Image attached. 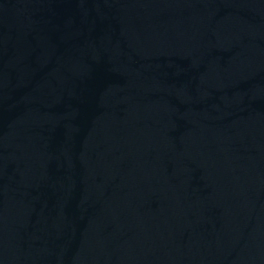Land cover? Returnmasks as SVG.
<instances>
[{
	"label": "water",
	"instance_id": "95a60500",
	"mask_svg": "<svg viewBox=\"0 0 264 264\" xmlns=\"http://www.w3.org/2000/svg\"><path fill=\"white\" fill-rule=\"evenodd\" d=\"M0 264H264V0H0Z\"/></svg>",
	"mask_w": 264,
	"mask_h": 264
}]
</instances>
